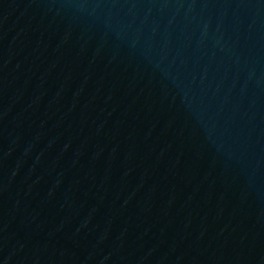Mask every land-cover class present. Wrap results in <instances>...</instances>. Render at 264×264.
Here are the masks:
<instances>
[{
	"label": "water",
	"instance_id": "obj_1",
	"mask_svg": "<svg viewBox=\"0 0 264 264\" xmlns=\"http://www.w3.org/2000/svg\"><path fill=\"white\" fill-rule=\"evenodd\" d=\"M0 264H264V0H0Z\"/></svg>",
	"mask_w": 264,
	"mask_h": 264
}]
</instances>
